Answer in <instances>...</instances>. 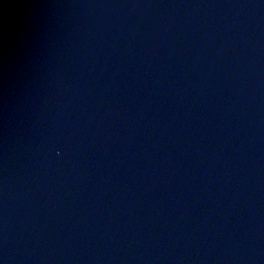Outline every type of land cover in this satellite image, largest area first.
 <instances>
[{"label":"water","instance_id":"95a60500","mask_svg":"<svg viewBox=\"0 0 264 264\" xmlns=\"http://www.w3.org/2000/svg\"><path fill=\"white\" fill-rule=\"evenodd\" d=\"M0 264H264V0H0Z\"/></svg>","mask_w":264,"mask_h":264}]
</instances>
